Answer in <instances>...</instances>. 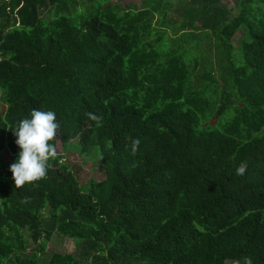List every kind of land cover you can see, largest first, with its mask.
I'll return each instance as SVG.
<instances>
[{"label":"trees","instance_id":"16d2710c","mask_svg":"<svg viewBox=\"0 0 264 264\" xmlns=\"http://www.w3.org/2000/svg\"><path fill=\"white\" fill-rule=\"evenodd\" d=\"M236 1L0 0V264H264V0ZM171 29L215 45L163 61ZM33 109L56 113L58 157L16 188L8 128ZM74 142L105 172L87 191ZM54 233L77 253L41 256Z\"/></svg>","mask_w":264,"mask_h":264},{"label":"rangeland","instance_id":"374dc122","mask_svg":"<svg viewBox=\"0 0 264 264\" xmlns=\"http://www.w3.org/2000/svg\"><path fill=\"white\" fill-rule=\"evenodd\" d=\"M119 1L123 2L122 3L123 5L131 2L140 5L141 2V0H123V1L119 0ZM174 1L177 2L178 0H174ZM223 4L231 9L230 18H234L239 14L240 6L236 0H223ZM49 13L50 10L45 9L43 10L42 14L44 17H49ZM82 14L83 13L79 11L73 15L75 23L79 20ZM172 16L176 19H179L178 15H172ZM242 30L245 31L244 28ZM162 33L166 34V32H162ZM168 33H169L168 35L163 36L161 43L157 46V48L162 54L161 59L163 61L167 60L169 57H171L174 54L186 56L188 53L189 57L191 58L197 56H204L207 45L208 44L213 46L215 45L214 41L211 42L210 37H208L206 34L199 35L198 31L196 30L192 32V34L182 35L180 38H176L177 36L174 33V29L169 30ZM241 35L242 32H239L233 39V46L235 47L236 52H238V48L240 46ZM235 61L240 62V56L238 54L235 57ZM211 90H212V86L210 83L209 93H211ZM215 106L216 103L213 106V108H216ZM211 115L212 113H209L210 118ZM233 116H234L233 110L231 108H228L220 116V120H219L220 125L225 123L226 120L230 119ZM217 121H218L217 119H213L211 121V124L215 125ZM219 127H213V128L218 129ZM92 154L96 155L97 160L99 161V152L97 150H94ZM6 155H8V152L4 151L2 157ZM64 159L66 160V164H69L70 168L72 169L73 173L76 175L80 184H82L84 191H87V189H85L86 185L83 184H86L87 182L92 180L100 182L105 179V172L103 168L100 167V165L98 164L100 161L97 163L91 158L82 156L80 146L79 144H76V142L72 143L71 145L65 148ZM41 247L43 249V253L41 256H44L46 260H48V258L51 255L56 253L57 254L77 253V243L75 242V240L70 238H65L61 236L59 233H54L49 241L42 240ZM28 254L29 252L26 253V255ZM228 264H232V262H229Z\"/></svg>","mask_w":264,"mask_h":264},{"label":"clouds","instance_id":"9594fccd","mask_svg":"<svg viewBox=\"0 0 264 264\" xmlns=\"http://www.w3.org/2000/svg\"><path fill=\"white\" fill-rule=\"evenodd\" d=\"M87 117L100 124L102 117L97 114L87 113ZM17 137L16 144L21 149L19 157L10 166L16 188L26 184H33L47 178L50 160L58 157L56 140L61 132V124L54 111H41L33 109L30 118L21 119L15 127L8 128ZM140 144L136 139L132 146L135 153ZM247 163L242 162L236 169L237 175H244ZM243 264H253L251 258H246Z\"/></svg>","mask_w":264,"mask_h":264}]
</instances>
